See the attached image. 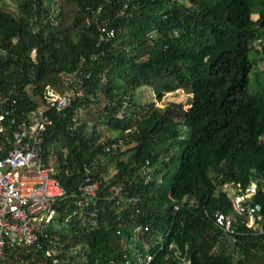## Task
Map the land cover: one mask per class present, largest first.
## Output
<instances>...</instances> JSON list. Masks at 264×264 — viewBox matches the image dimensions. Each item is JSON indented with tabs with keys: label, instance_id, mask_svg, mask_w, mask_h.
Returning <instances> with one entry per match:
<instances>
[{
	"label": "trees",
	"instance_id": "16d2710c",
	"mask_svg": "<svg viewBox=\"0 0 264 264\" xmlns=\"http://www.w3.org/2000/svg\"><path fill=\"white\" fill-rule=\"evenodd\" d=\"M6 2L0 110L12 99L36 110L49 89L81 92L46 114L53 125L44 160L66 192L57 207L62 232L54 233L63 243L58 264H121L125 255L135 264V234L137 254L153 257L148 264H264V236L240 228L231 237L213 222L215 212L230 213L233 184L264 180V96L249 91L251 53L264 60V0ZM104 28L114 38L101 40ZM144 87L159 101L182 90L192 106L142 107L136 92ZM84 165L99 189L78 205ZM255 202L264 217V185ZM77 247L86 260L70 255ZM40 263L53 264L42 256L31 264Z\"/></svg>",
	"mask_w": 264,
	"mask_h": 264
},
{
	"label": "built area",
	"instance_id": "2783aa9c",
	"mask_svg": "<svg viewBox=\"0 0 264 264\" xmlns=\"http://www.w3.org/2000/svg\"><path fill=\"white\" fill-rule=\"evenodd\" d=\"M127 8L128 5H125L124 9ZM85 20L88 25L92 22L88 14H85ZM34 22L31 21L32 28L37 25ZM46 22L41 20L43 25ZM34 30H39V26ZM102 35L101 40L112 39L115 30L104 28ZM33 54H36L35 50ZM73 78L67 79L68 83L71 81L70 85ZM75 96H81V92L60 95L49 89L36 110H23L16 99L7 101L0 110V264H31L39 256L50 258L53 264L59 263V246L63 243L54 233L62 232L56 220L57 207L66 192L56 177L55 168L44 160L46 133L53 125V120L46 114L68 107ZM122 145L123 140L118 145L108 146L106 151L111 152ZM84 172L78 205L84 204L83 199H94L99 189V183L92 177L93 168L84 165ZM260 185H264V180L253 181L247 187L233 184L232 192L228 193L230 213L215 212V227L231 237L241 235L239 230L242 229L246 230L244 233L264 236L262 206L255 202ZM179 208L180 204H176L175 210ZM160 243H164V237H161ZM79 250L72 248L70 255H80L86 260ZM128 256H124L121 264L132 263ZM27 257L31 259L27 260ZM152 259V256L144 259L138 256L135 264H148Z\"/></svg>",
	"mask_w": 264,
	"mask_h": 264
},
{
	"label": "rangeland",
	"instance_id": "374dc122",
	"mask_svg": "<svg viewBox=\"0 0 264 264\" xmlns=\"http://www.w3.org/2000/svg\"><path fill=\"white\" fill-rule=\"evenodd\" d=\"M8 3V5L10 6L11 9H15L16 8V2L15 0H6ZM254 18H256V16H254ZM32 58H35V54L32 55ZM251 59H254L255 61V68L253 69L251 75H250V82H249V91L251 92V94L253 95H257V96H264V60L261 59V57L258 55H255V53H251ZM136 97L138 98V101L141 103L142 107L143 106H148L150 104H154L155 107H158L161 111H165L171 104H176V105H181L182 108L187 111L190 107H191V103H192V95H187L186 93H184V91L179 90L176 91L174 93H170L165 95L162 100H158L157 96L155 94V92L150 89V88H142L137 90L136 92ZM98 108L96 106L92 107V112L95 114V116H97L98 113ZM92 123H90L91 125ZM93 125V124H92ZM182 130L185 132L186 127L185 126H181ZM98 131H101V133L103 134V137L105 138V136H107L106 134V130L105 128H98ZM92 132V129L89 128V133ZM127 148H129V146H127L126 148H124V150H126ZM125 159V157H124ZM108 168H109V164H107ZM111 168V167H110ZM148 171H150V169H148ZM111 172V170H110ZM229 187H224L223 189H228ZM231 188L227 190V193H231ZM158 237V235L154 236V239H156ZM138 237L135 234L134 236V243H130L129 246V253L132 254V257L137 260L138 259V254H137V250H139V244L137 241ZM157 241L160 243L161 242V237H159L157 239ZM79 250V248H78ZM79 254H82V250Z\"/></svg>",
	"mask_w": 264,
	"mask_h": 264
},
{
	"label": "clouds",
	"instance_id": "9594fccd",
	"mask_svg": "<svg viewBox=\"0 0 264 264\" xmlns=\"http://www.w3.org/2000/svg\"><path fill=\"white\" fill-rule=\"evenodd\" d=\"M112 146H113V145H112ZM112 146H111V147H112ZM107 147H108V146H107ZM107 147H106V148H107ZM118 147H119V146H118ZM118 147H117V148H118ZM117 148H116V149H117ZM116 149H112V151H115ZM105 150H106V149H105ZM106 152H107V151H106ZM109 153H110V152H109ZM91 167H92V166H91ZM92 168H93V167H92ZM146 171L149 172L148 169H146ZM56 173H57V172H56ZM78 248H79V247H77V249H78ZM74 249H76V248H74Z\"/></svg>",
	"mask_w": 264,
	"mask_h": 264
},
{
	"label": "water",
	"instance_id": "95a60500",
	"mask_svg": "<svg viewBox=\"0 0 264 264\" xmlns=\"http://www.w3.org/2000/svg\"><path fill=\"white\" fill-rule=\"evenodd\" d=\"M192 106V105H191Z\"/></svg>",
	"mask_w": 264,
	"mask_h": 264
}]
</instances>
